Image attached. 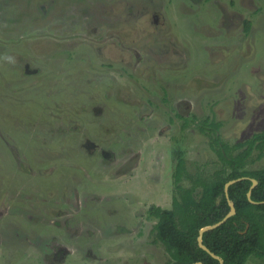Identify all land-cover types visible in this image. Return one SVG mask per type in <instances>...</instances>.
<instances>
[{"label":"rangeland","instance_id":"1","mask_svg":"<svg viewBox=\"0 0 264 264\" xmlns=\"http://www.w3.org/2000/svg\"><path fill=\"white\" fill-rule=\"evenodd\" d=\"M5 55L0 264H165L179 158L212 179L264 130V0H0Z\"/></svg>","mask_w":264,"mask_h":264},{"label":"trees","instance_id":"2","mask_svg":"<svg viewBox=\"0 0 264 264\" xmlns=\"http://www.w3.org/2000/svg\"><path fill=\"white\" fill-rule=\"evenodd\" d=\"M205 127L216 130L219 123L211 117L202 120L200 131ZM211 147L223 163L212 179L194 178L186 186L182 184L185 174L184 161L179 158L174 172L178 197H173L172 208L157 206L150 214L157 219L155 235L163 245L169 260L165 264H220L202 249L197 242L198 230L222 219L229 211L224 194V184L238 177H246L228 187V197L235 206V213L214 229L205 231L202 242L223 260V264H244L250 256L264 258V203L253 204L246 196L251 180L257 184L251 189L253 201L264 200V167L245 169L249 162L264 156V130L254 133L243 142L233 145L211 139ZM224 173V175H223ZM200 192H197V188Z\"/></svg>","mask_w":264,"mask_h":264},{"label":"water","instance_id":"3","mask_svg":"<svg viewBox=\"0 0 264 264\" xmlns=\"http://www.w3.org/2000/svg\"><path fill=\"white\" fill-rule=\"evenodd\" d=\"M245 178H246V177L243 176V177H238V178H235V179H230V180H228V181L224 184V194H225V196H226V198H227V200H228V205H229V208H230L229 211H228V212L225 214V216H224L222 219H220L219 221H217V222H215V223H213V224H210V225L203 226L202 228H200V229L198 230V236H197V242H198V245H199L202 249H204L206 252H208L212 257L218 259V261H219L220 264H223V260H222L219 256H217L215 253H213L212 251H210V249L207 248V246L203 244V242H202V235H203V233H204L205 231H208V230L214 229L215 227L219 226L220 224H222L224 221H226L229 217H231V216L235 213V206H234L233 202H232V201L229 199V197H228V187H229L231 184H233V183H235V182H237V181H239V180L245 179ZM250 180H251V185H250L249 190H248L247 193H246L247 199H248L251 203H253V204H263V203H264V200H262V201H253V200L251 199V189L257 184V180L254 179V178H250ZM191 264H203V263L200 262V261H198V262H193V263H191Z\"/></svg>","mask_w":264,"mask_h":264},{"label":"clouds","instance_id":"4","mask_svg":"<svg viewBox=\"0 0 264 264\" xmlns=\"http://www.w3.org/2000/svg\"><path fill=\"white\" fill-rule=\"evenodd\" d=\"M0 59H2L4 62L14 65L16 63V58L15 56L12 55H5L3 57H0Z\"/></svg>","mask_w":264,"mask_h":264},{"label":"flooded vegetation","instance_id":"5","mask_svg":"<svg viewBox=\"0 0 264 264\" xmlns=\"http://www.w3.org/2000/svg\"><path fill=\"white\" fill-rule=\"evenodd\" d=\"M173 177H174V175H173ZM172 199H173V197H172ZM162 208V207H161ZM172 208V207H171ZM164 209H170V208H164Z\"/></svg>","mask_w":264,"mask_h":264}]
</instances>
